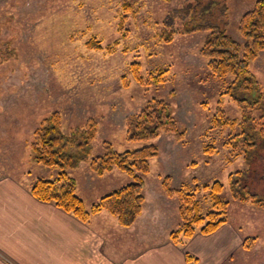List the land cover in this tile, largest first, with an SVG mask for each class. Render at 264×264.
Segmentation results:
<instances>
[{
	"label": "rangeland",
	"instance_id": "1",
	"mask_svg": "<svg viewBox=\"0 0 264 264\" xmlns=\"http://www.w3.org/2000/svg\"><path fill=\"white\" fill-rule=\"evenodd\" d=\"M224 1L226 33L241 45L244 40L237 27L257 0ZM187 3L0 0V174L13 175L27 186L37 179L56 178L59 172L36 165L30 152L34 132L52 113L59 115L65 134L75 128L95 127L88 160L66 170L86 209L132 182L115 168L102 176L91 172L89 160L102 155L105 144L118 153L155 146L157 155L148 161V173L141 175V213L130 227L118 225L112 238L125 237L128 244L135 238L142 244L169 240L172 232L181 229L182 208L176 194L181 190L195 193L203 214L211 203L202 188L217 181L223 188L221 198L228 203L224 225L230 224L243 240L255 238L249 242V251L241 247L232 261L221 264H264V208L239 202L229 191L230 176L243 172L241 186L264 199V153L246 157L234 148L235 136L244 124L241 108L228 94L234 79L214 77L208 60L200 56L206 32L178 31L170 42L161 40V35L169 33L165 18ZM180 24L174 28L179 29ZM92 38L101 42L102 50L87 46ZM115 42V51L108 53L106 47ZM249 71L264 91V50ZM154 100L169 104L182 139L161 133L147 141L129 142L132 119ZM218 108L231 122L224 128L212 123ZM259 120L254 121L256 127ZM256 143L257 150L263 151V145ZM166 178L176 193L171 197L162 186ZM101 214V220L117 223L109 213Z\"/></svg>",
	"mask_w": 264,
	"mask_h": 264
},
{
	"label": "trees",
	"instance_id": "2",
	"mask_svg": "<svg viewBox=\"0 0 264 264\" xmlns=\"http://www.w3.org/2000/svg\"><path fill=\"white\" fill-rule=\"evenodd\" d=\"M185 1L188 2L185 8L173 10L165 18L164 26L169 33L161 35V40L170 42L172 34L178 31L184 34L206 32L199 50L200 56L208 60L209 70L214 77H233L228 94L242 110L243 129L235 136L234 148L241 149L246 157L252 154L255 158L264 153L262 149L257 150L256 143L257 140L264 148V91L251 75L249 66L257 54L264 50V0H257L253 9L241 19L237 27L238 34L244 40L241 45L226 33L227 24L224 17L227 9L224 0ZM176 23H181L179 29L174 28ZM117 45L118 42H115L107 46L106 51L113 53ZM87 46L90 49L102 50L101 42L96 38L90 39ZM256 113L259 116L254 118ZM258 118L260 120L256 127L254 121ZM229 122L218 108L212 120L213 126L224 128ZM129 127V142L147 141L161 133L173 134L178 140L182 139V134L171 116L169 104L163 100H154L147 104L141 113L132 119ZM94 133L95 127L88 125L72 129L65 134L57 113L45 117L30 142L31 160L36 165L57 170L59 173L53 180L37 179L29 185L30 193L37 201L52 204L83 223H87L92 216L107 212L116 219L120 227L128 228L141 213L144 203V182L141 175L148 173V161L156 157L157 149L151 145L118 153L109 144H105L104 153L89 160L91 172L102 176L115 168L129 175L132 182L113 190L86 209L82 199L76 195L75 180L67 175L66 170L88 160ZM206 152L209 150L206 149ZM244 176L243 172L230 176L229 191L232 197L239 202L264 208V199L249 193L246 186H241L240 180ZM162 186L168 196L176 194L169 188V178L164 179ZM202 189L208 193L211 203L210 209L203 214L199 201L195 199V193L189 194L188 190H181L176 194L182 215L181 229L169 235L173 244L184 245L197 233L211 235L227 222L228 203L221 198L222 184L216 181L210 186L204 185ZM197 227L199 229L196 230ZM251 241H255V238H245L242 249L249 251L252 248L249 243ZM186 259L196 261L190 255H187Z\"/></svg>",
	"mask_w": 264,
	"mask_h": 264
},
{
	"label": "crops",
	"instance_id": "3",
	"mask_svg": "<svg viewBox=\"0 0 264 264\" xmlns=\"http://www.w3.org/2000/svg\"><path fill=\"white\" fill-rule=\"evenodd\" d=\"M101 217L83 223L37 201L29 186L2 172L0 264H221L232 261L242 247L243 235L230 224L208 236L194 235L184 245L168 239L142 244L139 238L128 244L125 237L113 239L120 227Z\"/></svg>",
	"mask_w": 264,
	"mask_h": 264
}]
</instances>
